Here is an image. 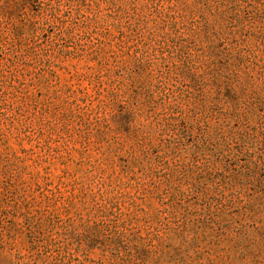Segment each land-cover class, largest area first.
Listing matches in <instances>:
<instances>
[{"label": "rangeland", "instance_id": "374dc122", "mask_svg": "<svg viewBox=\"0 0 264 264\" xmlns=\"http://www.w3.org/2000/svg\"><path fill=\"white\" fill-rule=\"evenodd\" d=\"M0 264H264V0H0Z\"/></svg>", "mask_w": 264, "mask_h": 264}]
</instances>
